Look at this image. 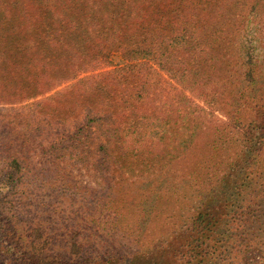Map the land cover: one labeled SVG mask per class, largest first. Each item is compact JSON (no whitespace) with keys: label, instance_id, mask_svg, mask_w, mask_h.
Masks as SVG:
<instances>
[{"label":"trees","instance_id":"1","mask_svg":"<svg viewBox=\"0 0 264 264\" xmlns=\"http://www.w3.org/2000/svg\"><path fill=\"white\" fill-rule=\"evenodd\" d=\"M4 1L0 0V53H6L2 62L8 66H0V84L11 89L13 96L17 90L26 93L32 87L44 90L50 80L46 62L41 64V71L36 70L42 54L36 50L32 30L41 27L62 32L72 28L92 32L88 55L85 51L81 56L74 50L71 58L90 61L107 46H118L137 63L136 71L132 65L122 73H118L120 68L114 69L109 75L91 78L71 90L73 103L96 123L98 139L105 137L98 145L99 159H129L124 157L133 152L137 157L150 153L154 143L148 140L149 123L161 127L164 135L174 126L176 136L172 133L171 142L177 149L163 151L162 157L194 156L200 175L212 168L209 183L202 180L210 184L207 199L192 216L188 229L166 241L169 264H202L208 253L206 243L222 223L248 222L264 227V0H148L151 5L143 7L144 16L137 17L130 15V9L136 6L131 0H51L64 7L62 13H54V4L46 0L38 6L34 0H11L29 3L18 6L16 18L5 13ZM11 55L18 58L13 60L8 57ZM153 63L180 86L172 85L166 98L158 90L161 84ZM186 91L223 111L226 119L213 113L209 116ZM118 109L130 111L129 117L138 120H132L126 130L134 135L132 142L122 134L114 136L119 131L106 126L105 120L111 121L113 110ZM98 113L104 114L97 116ZM127 119L125 113L123 121L113 118L112 123L120 125ZM50 123L48 119L44 124ZM87 136L82 128L67 130L65 144L81 143V137ZM62 142L60 139L52 144L51 155L61 148ZM24 143L19 145L21 151L28 148ZM114 147L119 148L117 153ZM202 148L204 152L200 154ZM12 159L18 164L16 157ZM219 160L222 165H218ZM223 161L229 166L225 167ZM225 185L229 186L227 190ZM218 242L217 246L214 243L217 258L211 264H222V248L230 251L235 247L229 246L226 239L222 241V237ZM261 245L252 246L251 250L260 249ZM180 258L181 263L173 262ZM235 258L233 263L264 261L254 262L243 255ZM49 264L58 263L51 260Z\"/></svg>","mask_w":264,"mask_h":264},{"label":"rangeland","instance_id":"2","mask_svg":"<svg viewBox=\"0 0 264 264\" xmlns=\"http://www.w3.org/2000/svg\"><path fill=\"white\" fill-rule=\"evenodd\" d=\"M10 1L5 0L2 7H7L5 13H10L12 18L18 16L19 5L29 6V3ZM42 1L34 0V3L38 6ZM131 2L136 6L130 9V15L144 16L143 7L148 0ZM51 8L54 13H62L64 7L54 4ZM60 31L41 27L32 30L36 50L42 54L36 70H42L43 62L48 66L47 88L35 90L32 87V91L26 93L17 90L13 96L11 89L0 84V264H49L51 260L58 264H169L166 241L188 229L192 216L207 199L212 168L201 171L203 175H200L196 169L198 159L194 156L162 157L163 151L177 149L171 142L172 133L176 136L174 126L164 135L161 127L149 123L147 136L150 143H154L150 153L137 157L132 150L133 154L124 157L129 159H99L98 145L105 137H101L102 141L98 139L96 123L73 103L71 90L91 78L109 75L114 69L120 68L118 73H122L132 65V70L136 71L137 63L118 46H107L90 61L71 58L74 50L81 56L85 51L88 55L93 33L72 28ZM5 54L0 53L1 62ZM153 64L161 84L158 90L166 98L167 93L172 92V85L180 86L169 73ZM0 66L7 69L8 65L2 62ZM186 93L203 106L209 116L213 113L226 119L223 111L205 104L196 94ZM165 101L169 103V99ZM113 112L112 120L123 121L125 113L128 119L120 125L107 119L106 126L119 131L114 136L122 134L132 142L134 135L126 130L132 120H138L131 119L128 110ZM44 119L51 123L44 124L47 121L43 122ZM19 120L21 122L16 124ZM81 128L88 136L81 137V143L65 144L67 130L75 132ZM60 139H63L62 146L53 156L50 154L52 144ZM21 142L28 145L24 151L19 147ZM114 149L117 153L119 148ZM203 152L202 148L200 154ZM228 152L232 153V148ZM14 157L18 164L13 163ZM217 163L222 165V160ZM223 163L229 166L227 161ZM204 179L207 184L202 183ZM228 187L225 185V190ZM232 233L236 234L230 236ZM221 237L222 241H229V246H235L230 251L221 249L225 251L220 254L222 264H244L239 260L233 263L239 255L249 256L254 262L264 259V227L248 222L222 223L213 239L206 243L208 253L202 264L216 261L218 250L214 243L217 242V246ZM259 244H262L260 249L251 250ZM181 261L180 258L173 262Z\"/></svg>","mask_w":264,"mask_h":264}]
</instances>
